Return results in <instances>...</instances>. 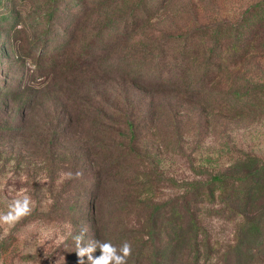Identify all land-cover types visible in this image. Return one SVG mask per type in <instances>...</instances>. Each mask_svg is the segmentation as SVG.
I'll use <instances>...</instances> for the list:
<instances>
[{
    "label": "rangeland",
    "instance_id": "374dc122",
    "mask_svg": "<svg viewBox=\"0 0 264 264\" xmlns=\"http://www.w3.org/2000/svg\"><path fill=\"white\" fill-rule=\"evenodd\" d=\"M236 34L253 41L234 64ZM209 53L220 74L189 98ZM250 169L264 175V0H0V211L33 200L0 224V264H77L83 226L85 243L130 242L128 264H193L198 225L211 264H264L240 220L191 203Z\"/></svg>",
    "mask_w": 264,
    "mask_h": 264
},
{
    "label": "trees",
    "instance_id": "16d2710c",
    "mask_svg": "<svg viewBox=\"0 0 264 264\" xmlns=\"http://www.w3.org/2000/svg\"><path fill=\"white\" fill-rule=\"evenodd\" d=\"M256 7L257 6H255V8L253 9H256ZM260 16L261 13L256 12V10H246V12L244 13V17L239 21L238 26H242L245 24V26L247 25V27L252 28V30H256L254 33L257 34L262 27V20ZM240 36V34H236V37L234 38V46L237 45V47H242L243 51H239L238 49H236L233 54L227 57L229 60L234 62V64L237 63L235 61L238 57L242 56L244 52L247 54L248 44L251 45V42L253 41H250L249 38H246L247 40L245 39L246 42L240 41ZM251 37L254 38L256 37V35H253ZM220 38L221 36L219 30L215 31L213 41L217 48L218 43L221 40ZM210 52L212 53V50H210ZM214 58L215 57L209 53V57L202 75L200 76L196 85L187 92L189 98H192L191 96H199L200 93L204 91L203 87L210 85L213 80L220 74L221 68L219 65L211 66V62L214 60ZM253 164L255 166V163ZM247 172L248 175L246 176H235L231 178H229L226 174L216 173L215 175L207 178L204 182L199 181L198 184H196L198 186L193 190L191 195L186 194L184 196L183 207L189 210V201L187 199L188 195L192 197L191 203L195 205L196 211L202 208L203 202H206L210 206L209 209H206L208 210V215H211L214 218L223 217L226 220H234V222L240 220L242 224L240 225V232L242 237L244 235L247 238H250L254 235H257V237L261 238L260 243L262 244L264 243V175H259V169H250L248 171H245V173ZM251 177H256V179L251 180ZM262 177L263 181H261ZM247 181L251 182L249 183ZM217 193L218 195H216ZM218 197L220 198L219 202H217ZM222 203H225L226 210L217 209ZM248 204H251V206H253V209L250 211H247L245 207V205ZM202 233H204V229L202 228V226L198 225L194 230L193 240L196 248H194V250L191 248V250L187 251L186 253L187 256L194 254L193 264H200L203 257V254L199 250L200 244L205 241L199 239L202 236ZM204 243L205 244L203 246H205L207 252L205 259L207 258L208 260H206V262L203 264H211V261H209V257L212 251V247H210V244H208L207 242ZM260 243L257 246L254 245L250 249H247V253L251 255V257L255 255H264V248L261 247ZM237 247L239 246H236V249ZM233 251L234 250L232 249L228 251L227 254L229 255ZM153 264H159L155 258Z\"/></svg>",
    "mask_w": 264,
    "mask_h": 264
},
{
    "label": "clouds",
    "instance_id": "9594fccd",
    "mask_svg": "<svg viewBox=\"0 0 264 264\" xmlns=\"http://www.w3.org/2000/svg\"><path fill=\"white\" fill-rule=\"evenodd\" d=\"M70 177L72 173L68 174ZM82 173H75V178H79ZM33 211V200L28 194L21 198L12 200L7 204V211H0V224L13 226L21 218L28 216ZM88 227L83 226L78 235L74 236L77 246V264H85L84 258L87 257L88 264H128L132 255V245L124 241L120 247L114 245L111 241L89 240L85 243V236L88 233ZM99 249L100 256L93 257V253ZM58 264V262H57Z\"/></svg>",
    "mask_w": 264,
    "mask_h": 264
}]
</instances>
